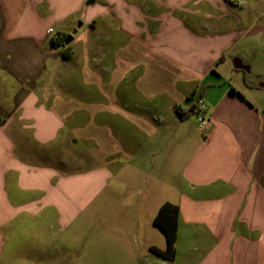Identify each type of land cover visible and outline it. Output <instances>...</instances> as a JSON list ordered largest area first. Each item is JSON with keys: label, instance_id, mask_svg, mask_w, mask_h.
Segmentation results:
<instances>
[{"label": "crops", "instance_id": "0c3cea01", "mask_svg": "<svg viewBox=\"0 0 264 264\" xmlns=\"http://www.w3.org/2000/svg\"><path fill=\"white\" fill-rule=\"evenodd\" d=\"M69 35L82 64L109 59L108 108L71 101L74 50L51 43ZM90 201L107 264H264V0H0V264ZM165 203L173 262L151 252Z\"/></svg>", "mask_w": 264, "mask_h": 264}, {"label": "rangeland", "instance_id": "374dc122", "mask_svg": "<svg viewBox=\"0 0 264 264\" xmlns=\"http://www.w3.org/2000/svg\"><path fill=\"white\" fill-rule=\"evenodd\" d=\"M60 40V39H59ZM69 49V54L73 56L64 60L65 76L69 77L70 90L74 99L72 102L83 103L86 109H91L94 105L108 108L109 105V84L111 79L110 61L107 58H100L95 63V67H88L82 64V48L75 43ZM69 69V70H68ZM93 69V70H92ZM78 98V99H77ZM98 119L104 121L107 115H99ZM87 141L80 142L78 146L79 154L87 152ZM82 166L87 167L86 158L88 154L82 156ZM109 211H102L99 204L92 201L81 211H76L75 216L70 219L67 225L62 229H53L46 237V240L32 238L30 243L26 244L25 251L22 252L20 264H107L111 257L109 253L100 248H111L107 241H100L102 237L113 235V231L108 226ZM41 235V234H39ZM37 235V236H39ZM142 244L140 245L141 250ZM35 252V258L30 259V253ZM41 251V252H40ZM40 252V253H39ZM107 253L106 255L103 254ZM39 253V254H38ZM37 254V255H36ZM31 255V256H32ZM117 258V257H114ZM112 258V264H126L125 257L120 259ZM6 260H4V264Z\"/></svg>", "mask_w": 264, "mask_h": 264}, {"label": "trees", "instance_id": "16d2710c", "mask_svg": "<svg viewBox=\"0 0 264 264\" xmlns=\"http://www.w3.org/2000/svg\"><path fill=\"white\" fill-rule=\"evenodd\" d=\"M67 37L68 36H63L60 40H57V42L53 40L51 42L52 46L58 50L59 56L64 59L69 57V48L65 46ZM231 94L235 95L237 94V92L232 89ZM194 111L195 109L192 108L190 114L194 113ZM179 216L180 210L178 206L171 203H165L159 209L154 219V226L158 228L165 236L166 248L164 250H161L156 247H152L151 252L158 258L167 262H173L176 257Z\"/></svg>", "mask_w": 264, "mask_h": 264}, {"label": "built area", "instance_id": "2783aa9c", "mask_svg": "<svg viewBox=\"0 0 264 264\" xmlns=\"http://www.w3.org/2000/svg\"><path fill=\"white\" fill-rule=\"evenodd\" d=\"M207 104L202 98H198L195 105V116L200 129L205 132L208 129L210 120L207 116Z\"/></svg>", "mask_w": 264, "mask_h": 264}, {"label": "water", "instance_id": "95a60500", "mask_svg": "<svg viewBox=\"0 0 264 264\" xmlns=\"http://www.w3.org/2000/svg\"><path fill=\"white\" fill-rule=\"evenodd\" d=\"M76 31H77V30H75V32H76ZM72 40H73V35H69V36L67 37L66 42H65V46L68 45V44H70V43L72 42Z\"/></svg>", "mask_w": 264, "mask_h": 264}]
</instances>
